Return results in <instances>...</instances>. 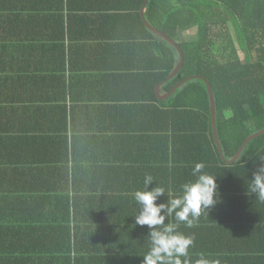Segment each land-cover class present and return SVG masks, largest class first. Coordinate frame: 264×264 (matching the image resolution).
<instances>
[{"label":"crops","instance_id":"obj_1","mask_svg":"<svg viewBox=\"0 0 264 264\" xmlns=\"http://www.w3.org/2000/svg\"><path fill=\"white\" fill-rule=\"evenodd\" d=\"M117 2L0 0V264H142L148 227L135 224L134 192L150 174L164 203L202 160L192 131L167 157L159 53ZM204 165L217 203L178 228L195 236L193 261L264 264V201L224 193L221 172Z\"/></svg>","mask_w":264,"mask_h":264},{"label":"trees","instance_id":"obj_2","mask_svg":"<svg viewBox=\"0 0 264 264\" xmlns=\"http://www.w3.org/2000/svg\"><path fill=\"white\" fill-rule=\"evenodd\" d=\"M145 2L118 0L112 11L136 18L145 31L146 44L158 51V74L154 76L156 82H165L162 93L171 92L193 76L210 82L223 153L228 161L233 160L249 137L264 130V0H150L145 10L147 21L175 40L185 55L183 68L171 80L167 79L178 66L180 53L146 27L141 16ZM70 4L67 0L68 10H71ZM187 31H195L194 39L181 42L180 33ZM159 111L165 126L161 128L162 133L166 131L167 157L172 160L176 157L179 132H198L201 145L196 144V150L201 149L203 156L201 161H195L208 164V170L221 172L224 193L256 194L252 182L255 172L264 166V135L247 145L237 163L227 165L213 135L210 95L203 80L194 79L169 99L161 100ZM181 116L189 120L184 128L177 125ZM169 131L172 136H168ZM62 250L67 255L73 246L64 244ZM68 260L64 264H73L70 257ZM92 264L121 263L101 260ZM233 264L247 263L234 261Z\"/></svg>","mask_w":264,"mask_h":264},{"label":"clouds","instance_id":"obj_3","mask_svg":"<svg viewBox=\"0 0 264 264\" xmlns=\"http://www.w3.org/2000/svg\"><path fill=\"white\" fill-rule=\"evenodd\" d=\"M204 168L203 162L195 163L190 173L193 179L181 185L179 194L169 193L164 203L158 201L166 189L157 186L149 190L154 179L150 174L144 178V189L134 192L133 198L139 205L135 224L148 227V251L143 254L142 264H220L203 252L193 261L190 250L195 245V236L178 230L181 223L194 227L201 215L217 203V178ZM252 189L264 201V166L255 172Z\"/></svg>","mask_w":264,"mask_h":264},{"label":"water","instance_id":"obj_4","mask_svg":"<svg viewBox=\"0 0 264 264\" xmlns=\"http://www.w3.org/2000/svg\"><path fill=\"white\" fill-rule=\"evenodd\" d=\"M150 0H146L143 8H142V11H141V15H142V18H143V21L144 23L146 24L147 28L153 32L155 35L159 36L160 38L166 40L167 42H169L171 45H173L175 48H177L178 52L180 53V62L178 64V66L176 67V69L170 74V76L168 77L167 80H171L173 79L174 77H176L179 72L181 71V69L183 68L184 66V62H185V55L182 51V49L179 47L178 43L169 38L167 35L163 34L162 32H160L159 30H157L155 27H153L146 19V15H145V10H146V7L148 5ZM194 79H201L203 80L207 87H208V91H209V95H210V101H211V117H212V127H213V133H214V138H215V141H216V144H217V147L219 149V152L221 154V157H222V160L227 164V165H233L235 163H237L244 151V149L247 147V145L252 142L253 140L257 139L258 137L264 135V130L252 135L251 137H249L242 145V147L240 148L238 154L235 156V158L233 160H230L228 161L225 156H224V153H223V149H222V145H221V141H220V138H219V134H218V128H217V109H216V101H215V95H214V92H213V88H212V85L210 84V82L208 80H206L205 78L203 77H199V76H193V77H190L184 81H182L181 83H179L177 86L174 87V89L167 93L166 95L160 97V100H167L169 99L178 89H180L181 87H183L184 85L188 84L189 82H191L192 80ZM165 82L161 83L160 84V88H162L163 84Z\"/></svg>","mask_w":264,"mask_h":264},{"label":"rangeland","instance_id":"obj_5","mask_svg":"<svg viewBox=\"0 0 264 264\" xmlns=\"http://www.w3.org/2000/svg\"><path fill=\"white\" fill-rule=\"evenodd\" d=\"M232 30H233V32H234V27H233V25H232ZM241 57L244 59L245 58V55H244V53L241 51Z\"/></svg>","mask_w":264,"mask_h":264}]
</instances>
